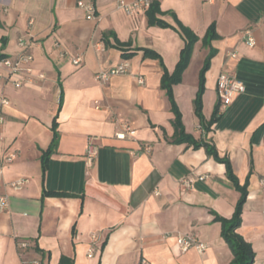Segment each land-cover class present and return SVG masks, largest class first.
<instances>
[{"label":"crops","instance_id":"1","mask_svg":"<svg viewBox=\"0 0 264 264\" xmlns=\"http://www.w3.org/2000/svg\"><path fill=\"white\" fill-rule=\"evenodd\" d=\"M79 1H93L95 18H87ZM155 2L160 19L176 26L174 14L200 39L174 97L186 133L213 144L241 185L249 179L238 232L253 248V264H264V0ZM213 24L219 37L204 44ZM21 41L30 44L33 60L26 67L32 73L17 77L21 88L0 80V95L9 101L0 107V195L9 201L0 213V264H58L62 256L74 264H230L232 251L212 212L232 218L240 193L226 166L205 148L175 143L174 115L162 89L164 67L175 71L182 37L150 26L146 12L127 15L117 0H0V54H22ZM118 46L156 51L163 66L143 52L125 60ZM212 53L205 120L220 103L221 74L236 77L246 92L205 131L194 101ZM124 61L127 74L96 80ZM54 122L58 145L44 173L42 155L52 143ZM125 124L134 133L119 140ZM92 140L98 153L90 162ZM10 155L13 161L6 162ZM17 181L25 183L16 190ZM179 236L197 237L206 251H182ZM23 242L29 244L25 251Z\"/></svg>","mask_w":264,"mask_h":264},{"label":"trees","instance_id":"2","mask_svg":"<svg viewBox=\"0 0 264 264\" xmlns=\"http://www.w3.org/2000/svg\"><path fill=\"white\" fill-rule=\"evenodd\" d=\"M160 14H161V10H160L159 4L154 1L150 9L146 12L148 24L150 26H159L162 28H172L184 40V47L180 52L179 61L176 65L175 71L172 74H170L164 67V74H163L162 83H161L162 89L166 92V95L171 105L172 113L174 115L173 124H174L175 132H176L175 133V143L188 144L189 146H193L195 149L205 148L207 154L210 157H213L217 162L222 163L226 166L227 177L235 185L236 190L240 193V199L236 205L235 212L232 218L225 219L214 212H212V214L215 217L214 221L221 224L222 238L228 244V246L230 247L232 251L233 260L230 264H253L255 260V253L253 251V248L251 244L246 242L244 238L238 232L242 224L243 208L247 200L249 179L243 185H241L237 177L233 173V169H232V165L230 161L227 158H221L218 154L216 147L213 144H209L203 140H196L192 135L186 133L184 124L182 121V114L180 112V109L174 97L173 89L175 86L179 85L182 82L183 74L190 65L194 47L200 39L190 29L182 25L174 14H172V17L176 23V26H172L164 22L162 19L159 18ZM218 37L219 36L216 32L215 25L213 24L208 29L203 39V43L209 44L211 41L217 39ZM117 48L123 52V57L125 60H128L129 58H131L133 55H135L138 52H143L146 57L159 60L163 66L162 58L156 51L149 50V49H142V48L130 49V48H126L125 46H118ZM214 55L215 54L212 53L206 58L204 65L200 71L199 90H198L196 99L194 101L195 113L200 120L202 128L205 131H209L211 126L214 123L218 122L220 118L222 117L221 103H218V105H216L210 121L207 122L203 115V94L205 92V74L211 66V61ZM6 58L7 57L5 55L0 54V62ZM60 100L62 101V94H61ZM53 133H54V136H53L52 143L49 149L44 151L42 155V168H43L44 173L48 167L49 158L51 154L55 151L58 145V132H57L56 122H54V125H53ZM44 196L71 197L72 195L46 192ZM36 251L42 252L38 248L36 249ZM42 264L44 263L42 262ZM58 264H74V259L70 257L62 256Z\"/></svg>","mask_w":264,"mask_h":264},{"label":"built area","instance_id":"3","mask_svg":"<svg viewBox=\"0 0 264 264\" xmlns=\"http://www.w3.org/2000/svg\"><path fill=\"white\" fill-rule=\"evenodd\" d=\"M155 0H135L131 4H127L125 0H117L119 8H121L127 15L131 16L135 12H147L151 5L154 3ZM185 1V0H180ZM211 2L212 0H205ZM78 7L83 9L88 19L95 18L96 8L93 1H79ZM247 43L250 47H254L256 45L255 39L252 37L251 33L247 31ZM20 47L24 50V52L14 58H6L0 62V80H8L11 81L12 84L16 88H21L23 85V81L21 79H17V77L21 76L22 74L30 75L32 73V69L26 67L29 65L33 57L30 53H28V49L30 44L27 42L21 41L19 43ZM231 57L236 58L237 55L235 53L231 54ZM80 59L74 60V64L78 65L80 63ZM129 63L127 61L122 62L117 67L113 68L111 71L107 73H99L96 75V80L100 83H106L110 80L113 76L127 74L129 72ZM140 83H144L143 80ZM217 91L221 103V109L227 108L230 106L236 98L246 92L245 85L239 81L236 77L229 75V74H221L218 82H217ZM9 105V101L3 95H0V107H5ZM3 122V119L1 120ZM134 133V129L131 125L125 124L121 132L117 133L116 138L119 140H126L127 138H131ZM98 153V148L95 144V141L92 140L89 144L87 149V159L88 161L92 162ZM14 159L13 155L5 158L6 162H12ZM2 159H0V163ZM203 179V178H201ZM25 181H17L12 184L14 189H20ZM183 184L186 187H190L191 183L189 180H185ZM260 187L262 191H264V178H262L260 182ZM8 197L6 195H0V213L6 211L8 208ZM177 243L180 246L181 250L186 252L192 248H195L199 253H204L206 251V245L204 243L199 242L197 237L195 236H179L177 238ZM20 248L25 251L29 248V244L23 242L20 244ZM34 264H42L40 262H34ZM141 264H149L147 261H142Z\"/></svg>","mask_w":264,"mask_h":264}]
</instances>
